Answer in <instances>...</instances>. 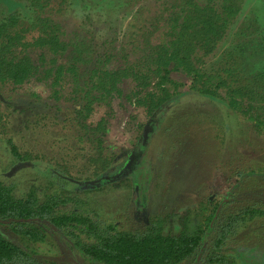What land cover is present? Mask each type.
Segmentation results:
<instances>
[{
  "label": "rangeland",
  "instance_id": "obj_1",
  "mask_svg": "<svg viewBox=\"0 0 264 264\" xmlns=\"http://www.w3.org/2000/svg\"><path fill=\"white\" fill-rule=\"evenodd\" d=\"M96 1L104 9L93 11V0H84L83 4L73 0H39L36 5L31 0H0V23L18 13L21 20L14 28L25 36L22 44H29L26 47L16 41L9 57L18 59L27 55L36 67L35 75L23 85L0 82L6 132L22 151L39 156L33 165L16 171L15 161L1 146L0 177L14 185L17 197L36 189L44 198L61 188L49 178L48 167L64 166L70 177L67 192L89 202L103 220L118 229L142 231L148 219L158 217L165 234L195 232L212 210L208 199L214 197V201H219L225 197L236 184L237 172L264 171V134L255 132L253 124L244 117L229 116L224 107L188 95L171 109L144 149L147 153L143 172L149 170L153 175L145 193V185L136 192L135 183L144 182L142 178V182L137 180L138 173L111 184L95 180L103 163L95 167L89 160L97 154L96 145L100 141L115 166L124 164L131 152L143 149L140 136L147 120L143 99L156 89L153 83L145 85L129 78L110 94H104L93 90L88 81L91 71L95 67L118 70L128 60L141 56L132 48L136 49L149 37L142 35V29L149 26L145 21L150 22L176 3L175 0L166 4L163 0H136L135 4L130 0ZM199 1L205 4V0ZM39 6L47 7L45 16L62 25L68 51L54 54L30 46L37 35L32 26L37 24L38 14L43 13ZM109 10L112 12L107 17ZM112 41L119 42L112 43L114 52L110 50ZM161 41L157 36L155 44ZM220 66L238 71L228 83L236 92L232 95L243 88L253 112L262 114L264 120V0H243L242 11L225 40L205 58L204 68ZM171 77L189 84L184 72H173ZM224 89L221 92L226 96ZM159 158L162 159L158 161ZM233 196L240 202L233 206L264 205V178H244ZM239 235L236 242L243 246L241 249L257 247L259 253L264 251L263 219L249 223ZM11 237L25 243L13 234ZM62 244L50 238L46 243L28 246L47 264H79Z\"/></svg>",
  "mask_w": 264,
  "mask_h": 264
},
{
  "label": "trees",
  "instance_id": "obj_2",
  "mask_svg": "<svg viewBox=\"0 0 264 264\" xmlns=\"http://www.w3.org/2000/svg\"><path fill=\"white\" fill-rule=\"evenodd\" d=\"M31 1L32 5L39 2ZM83 1L73 0L76 4H83ZM93 1V11L104 9L102 4ZM130 1L133 4L136 2ZM163 1L166 4L168 0ZM175 2L174 6L163 9L150 22L145 21V25L149 26L142 29V35L149 37L136 49L132 48L134 53L138 51L141 56L134 61L128 60L125 67L118 70L95 67L88 80L93 90L104 94H110L120 82L129 78L145 85L153 83L156 92L143 99L147 107V120L142 125L140 136L143 147L140 149L141 157L136 169L130 174L134 177L138 173V178H149L150 182L153 178L151 171L143 172L147 153L144 149L165 123L171 109L188 95H196L224 107L229 116L244 117L253 124L255 132L264 134L262 114L253 112L246 101L247 95L242 93L244 89L232 95L236 92L228 86L238 71L221 66L217 69L204 68L205 58L225 40L242 11L243 0H205V4L199 0ZM39 7L43 13L42 16L38 14L37 24L32 26L37 35L30 46L54 54L68 51L69 45L63 40L62 25L50 16H45L47 7ZM169 9L173 11L170 13ZM111 12L104 11L102 15L107 13L108 17ZM20 20L21 16L16 13L0 23V82L9 81L16 86L25 84L36 71L29 56L18 59L9 57L15 42L22 44L25 41L21 31L14 28ZM157 36L162 41L155 44ZM112 43L119 42H110V50L114 52L116 48ZM22 45L29 46L27 43ZM173 72H184L189 77V84L186 86L175 81L171 77ZM222 89L228 92L226 96L222 94ZM5 123L7 116L2 112L0 101V149L4 146L15 161L16 171L33 165L39 156L22 151L14 139L7 136ZM96 146L97 154L89 161L95 167H99L102 162L103 167L95 180L109 181V177H113L119 167L111 165L114 159H109L101 141ZM62 168L48 167L49 178L56 180L61 188L59 192H51L44 198L39 196L36 189L23 197H17L14 185L0 177V264H47L28 245L46 243L50 238L63 243L70 257L79 264H264V251L259 253L257 247L252 250L241 249L243 246L236 242V237L249 223L257 219L264 220V205L233 206L240 203L233 193L243 179L254 176L264 178V171L237 172L236 184L225 197L219 201H214V197L208 199L212 210L205 216L200 228L192 233L187 231L174 235L164 233L162 219L158 217L149 219L142 231L118 229L113 223L103 220L89 202L67 192L69 172L64 166ZM103 176H106L105 179ZM11 234L25 243L15 240Z\"/></svg>",
  "mask_w": 264,
  "mask_h": 264
},
{
  "label": "flooded vegetation",
  "instance_id": "obj_3",
  "mask_svg": "<svg viewBox=\"0 0 264 264\" xmlns=\"http://www.w3.org/2000/svg\"><path fill=\"white\" fill-rule=\"evenodd\" d=\"M128 155L129 156H128L127 161L124 164L118 166L119 170L116 172V174L113 177H109L110 178L109 181H105L104 182L105 184L120 182L121 180L125 179L126 177H129L130 174H132L134 172V170L136 169L137 162H139V160H140L141 151H133ZM120 173H122V174L118 178H116L115 176L119 175ZM141 178L144 179L143 184L139 183V182H138L139 184L137 182L136 183L134 182L136 185V188H137V191H136L137 194L139 192L141 185H143V186L145 185L144 189H143V193H145V190L148 189V185L151 183L149 178H143L142 176L139 177L137 180H140V182H142Z\"/></svg>",
  "mask_w": 264,
  "mask_h": 264
},
{
  "label": "water",
  "instance_id": "obj_4",
  "mask_svg": "<svg viewBox=\"0 0 264 264\" xmlns=\"http://www.w3.org/2000/svg\"><path fill=\"white\" fill-rule=\"evenodd\" d=\"M122 173H120L119 175H116L115 177L118 178Z\"/></svg>",
  "mask_w": 264,
  "mask_h": 264
}]
</instances>
